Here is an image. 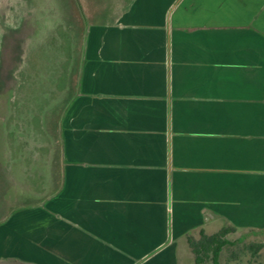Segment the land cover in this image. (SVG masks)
Segmentation results:
<instances>
[{"label": "crops", "instance_id": "obj_1", "mask_svg": "<svg viewBox=\"0 0 264 264\" xmlns=\"http://www.w3.org/2000/svg\"><path fill=\"white\" fill-rule=\"evenodd\" d=\"M57 2L77 81L0 264H197L203 232L264 236V0Z\"/></svg>", "mask_w": 264, "mask_h": 264}, {"label": "rangeland", "instance_id": "obj_2", "mask_svg": "<svg viewBox=\"0 0 264 264\" xmlns=\"http://www.w3.org/2000/svg\"><path fill=\"white\" fill-rule=\"evenodd\" d=\"M57 3L0 0V218L13 207L40 198L37 185L51 169L48 147L42 144L47 129L41 121L51 122L56 139L60 107L68 104L76 85L83 34L72 44L77 20L70 6L64 16ZM61 37L69 48H58ZM262 234L228 233L221 264H264V246L255 250L257 244L264 245Z\"/></svg>", "mask_w": 264, "mask_h": 264}, {"label": "trees", "instance_id": "obj_3", "mask_svg": "<svg viewBox=\"0 0 264 264\" xmlns=\"http://www.w3.org/2000/svg\"><path fill=\"white\" fill-rule=\"evenodd\" d=\"M231 231L232 230L230 228H224L211 235L205 234L203 232L199 239L190 238L189 244L195 254L196 263L204 264L209 260H212L214 264H221V253L224 246L229 243L226 235ZM263 246V244H257L255 246V250L260 249Z\"/></svg>", "mask_w": 264, "mask_h": 264}]
</instances>
